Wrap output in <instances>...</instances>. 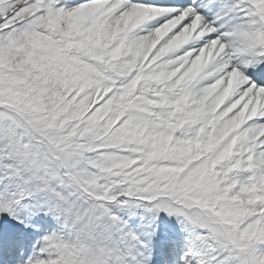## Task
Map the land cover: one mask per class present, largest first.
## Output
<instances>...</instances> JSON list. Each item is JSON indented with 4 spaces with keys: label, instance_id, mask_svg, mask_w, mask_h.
Instances as JSON below:
<instances>
[{
    "label": "snow or ice",
    "instance_id": "6c2138e0",
    "mask_svg": "<svg viewBox=\"0 0 264 264\" xmlns=\"http://www.w3.org/2000/svg\"><path fill=\"white\" fill-rule=\"evenodd\" d=\"M0 264H264V0H0Z\"/></svg>",
    "mask_w": 264,
    "mask_h": 264
}]
</instances>
